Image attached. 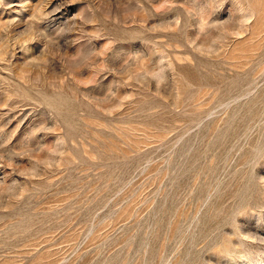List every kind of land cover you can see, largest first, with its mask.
Here are the masks:
<instances>
[{"label": "rangeland", "instance_id": "rangeland-1", "mask_svg": "<svg viewBox=\"0 0 264 264\" xmlns=\"http://www.w3.org/2000/svg\"><path fill=\"white\" fill-rule=\"evenodd\" d=\"M0 264H264V0H0Z\"/></svg>", "mask_w": 264, "mask_h": 264}]
</instances>
